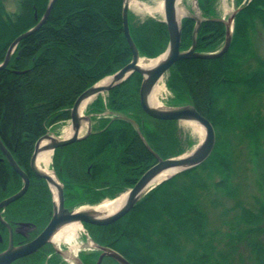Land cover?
<instances>
[{"label":"trees","instance_id":"trees-1","mask_svg":"<svg viewBox=\"0 0 264 264\" xmlns=\"http://www.w3.org/2000/svg\"><path fill=\"white\" fill-rule=\"evenodd\" d=\"M243 1L237 0L229 50L216 59L178 61L166 81L173 94L168 106L191 103L214 125L211 156L158 184L120 220L84 224L95 243L116 250L132 264H264V200L255 197L254 205H247L237 179L246 161L254 163L264 189V58L254 43L257 26L264 29V0ZM49 2L20 0L18 12L10 14L0 0V64L11 43L37 24L35 13L42 18ZM198 2L204 20L197 51L215 52L226 38V25L213 20L220 18L219 0ZM123 6L124 0H57L44 25L20 41L9 65L0 70V137L31 179L27 193L3 215L8 222L35 225L31 238L54 212L51 188L31 169L36 142L71 118V108L86 89L131 61ZM129 25L142 57L156 58L166 51L169 33L162 19L140 20L129 11ZM195 27L196 20L183 19L182 50L192 46ZM142 80L135 72L98 95L85 109L92 134L55 150L51 168L64 186L70 210L113 200L131 189L157 162L146 143L163 159L195 145L179 121L144 112ZM22 186L21 176L0 150V201ZM6 231L0 222V233ZM5 248L6 242L0 243V253ZM101 254L96 249L79 257L84 264H96ZM14 264L66 262L48 244ZM101 264L121 263L106 256Z\"/></svg>","mask_w":264,"mask_h":264},{"label":"water","instance_id":"water-1","mask_svg":"<svg viewBox=\"0 0 264 264\" xmlns=\"http://www.w3.org/2000/svg\"><path fill=\"white\" fill-rule=\"evenodd\" d=\"M56 1L57 0H50L47 9L41 19L38 18L37 12L35 13V18L36 20H38L37 24L31 29L19 35L11 43L7 51L5 60L0 64V70L6 68L9 65L11 56L20 41L28 37L29 35H32L44 25V23L49 18ZM163 1L164 15L162 21L167 25L168 28L169 44L164 53L154 58H160L159 62H157L150 68L141 67L139 65L140 60L150 59L142 57L140 55L139 49L131 35L129 25L130 6L128 0H124L123 29L127 42L132 50L131 61L121 69L116 71L114 74L103 78L98 83L86 89L77 98L76 102L71 108L70 128L72 129V132L70 135L59 137L55 132L48 130L47 133L36 142L35 149L31 157V169L37 177L44 179L51 188L54 196V212L45 229L35 239L19 246H15L11 225L4 220L1 211L9 204L20 199L27 193L31 184V179L29 174L25 172L16 162L11 151L4 145L0 137V150L5 155L13 170L17 172L23 180V187L17 193L0 202V220L10 229L11 232L8 248L0 253V264H13L15 261L37 252L44 245L52 242L51 238L53 234L62 224L70 222H80L82 224L104 226L120 220L135 207L138 201L141 200V198L146 193H148L158 184L181 172L201 165L213 153L216 145L215 127L212 122L206 116L201 114L193 104L189 103L179 106L157 107L151 105L149 99L156 84L169 72L172 66L178 61L191 58L216 59L223 56L231 46L233 36V23L238 10H236L228 20H225L223 18L213 19L215 21L223 22L226 25V38L222 48L216 52H199L197 51L196 35L204 18H202L201 16V10L198 0H194L196 12L186 14L180 19L178 17L177 11L179 0ZM186 17H191L196 20V27L193 34L192 46L188 50H182V21ZM135 72L140 73L143 77L139 95L141 107L147 115L159 120H174L179 122L196 121L203 126L205 136L202 139L201 143L192 151L167 159H163L162 157H160L146 143V146L156 157L157 162L140 177V179L131 189L126 192L127 197L123 206H121V208L118 209L115 213L106 217H97L94 211L76 209L70 210L65 206V193L63 184L58 178L57 181H55L49 174L45 173L43 169H41L38 164V157L42 152L47 150L52 151L53 155L57 148L70 145L89 137L92 134V119L91 116L84 113L85 109H82L83 103L90 98L95 99L98 95L109 93L112 89L125 82ZM105 79H110L109 83L106 85H101V82ZM136 127L138 128L137 125ZM84 128H86V132L84 134H81ZM166 170H171L173 171V173L158 184L153 185L157 176L161 172ZM52 184L56 185L58 188L57 198H55V194L52 190ZM97 246L99 250H102V254L99 257L97 264H101L106 256L113 257L121 264H132L122 254L108 247L100 245Z\"/></svg>","mask_w":264,"mask_h":264},{"label":"rangeland","instance_id":"rangeland-1","mask_svg":"<svg viewBox=\"0 0 264 264\" xmlns=\"http://www.w3.org/2000/svg\"><path fill=\"white\" fill-rule=\"evenodd\" d=\"M139 1L144 2L148 5H156V3L160 0H139ZM161 1H163V0H161ZM19 2H20V0H4L6 10L10 14H14V13L18 12ZM244 2H245V0L243 1V3ZM180 6L185 9L187 14L196 12L194 0H181ZM237 9H238L237 0H219L218 6H217L219 17L223 18L225 20H228L230 18V16ZM130 11L135 17H137L140 20H144L147 17H154V18H158V19H163V15L159 14V13H148L145 11H139V10L134 9L133 7H130ZM254 43H255V50L257 52V55L264 58V29L260 25L257 26V32H256V34H254ZM222 46H223V44L221 45V48H222ZM149 59L152 60L154 58H149ZM145 60L149 61L147 59H145ZM254 63H256V61H254ZM168 74H169V72L163 78L165 85H166V81L168 78ZM172 97H173V94H172L171 90L166 85L165 92H163L160 96V107H168L167 103ZM263 101H264V99H263ZM84 113H85V110H84ZM179 127L186 134H189L195 142V145L193 146V148L190 149L189 151H187V152H190L201 143L202 139L200 138L198 133L194 132L192 130V128L190 126H188L187 124H185L183 121L179 122ZM67 128H70V121L69 120L55 125V127L52 129L57 131L61 135H66ZM85 132H86V128L83 129L81 134H84ZM245 164H246L247 168L245 169V171L240 172L237 179L242 184L241 195H242L243 199L245 200V202H247V205H254L255 197H258L260 201L264 200V189L262 190L261 186L258 183V178H259L258 174L260 173L259 167L255 166L254 163H251L248 161H246ZM53 199H54V196H53ZM90 207L91 206H82L76 210H88ZM91 240L92 239L90 238L85 226L83 225V229L78 231V233L75 236V239L72 240L71 244L68 243L66 240H62V241H60L58 246L55 243H54V245L60 250V252H62V256H65L64 254L70 249V246L72 244L76 245L75 255L77 256L78 262H71L70 261L68 263L69 264H81V262L79 260L80 252H83V251L87 252L90 250L99 249L97 246L98 244L95 243L93 240L92 241L94 242L96 247L93 248V247L89 246V242ZM114 251H116V250H114Z\"/></svg>","mask_w":264,"mask_h":264},{"label":"bare ground","instance_id":"bare-ground-1","mask_svg":"<svg viewBox=\"0 0 264 264\" xmlns=\"http://www.w3.org/2000/svg\"><path fill=\"white\" fill-rule=\"evenodd\" d=\"M180 1L181 0H179V4H178V8H177L179 19L182 16L187 14L185 9L180 6ZM128 3H129L130 7H133L134 9L139 10V11H145L148 13H159V14L164 15V1L160 0L156 3V5H148V4L141 2L139 0H128ZM159 60H160V58L152 59L149 61L142 59V60H140L139 65L141 67L150 68V67L154 66L157 62H159ZM163 78L156 84V86L154 87V89L150 95L149 101H150L151 105H153V106L160 107V96L166 90V85L164 84ZM109 81H110V79H105L101 82V85H106L109 83ZM92 99L93 98H90L87 101H85L83 103L82 109H85L88 106V104L92 101ZM184 123L187 124L188 126H190L194 132L198 133L201 139L204 138V136H205L204 128L200 123H198L196 121H184ZM71 132H72V129L67 128L66 135H70ZM51 163H52V151L47 150V151L42 152L39 155L38 164L41 167V169H43V171L45 173L49 174L55 181H57V177H56L53 169L51 168ZM172 173H173V171H171V170H166V171L161 172L157 176L153 185L158 184L159 182H161L162 180H164L165 178L170 176ZM52 190L55 194V198H57V195H58L57 186L52 184ZM126 197H127V193H124V194L118 196L117 198H115L113 200H106L99 205L92 206L88 210L94 211L95 215L97 217L109 216V215L115 213L118 209H120L121 206H123V204L126 200ZM82 229H83V224L80 222H70V223L62 224L59 226V228L53 234L51 240L57 246L59 245L60 241H62V240H66L68 243L71 244L72 240L75 239V236L78 233V231H80ZM89 246L93 247V248L96 247V245L94 244V242L92 240L89 242ZM75 249H76V245L72 244L70 246V249L65 253V257H67L72 262H78L77 256L75 255Z\"/></svg>","mask_w":264,"mask_h":264},{"label":"flooded vegetation","instance_id":"flooded-vegetation-1","mask_svg":"<svg viewBox=\"0 0 264 264\" xmlns=\"http://www.w3.org/2000/svg\"><path fill=\"white\" fill-rule=\"evenodd\" d=\"M199 31V30H198ZM198 33V32H197ZM196 38H197V35H196ZM4 155V154H3ZM5 156V155H4ZM14 157V156H13ZM6 158V157H5ZM8 161V160H7ZM23 187V186H22ZM17 193V192H16ZM15 194V193H14ZM13 195V194H12ZM11 195V196H12ZM8 197H10V196H8ZM8 197H6V198H8ZM6 198H4V199H6ZM22 198V197H21ZM4 199H2V200H4ZM1 200V201H2ZM0 201V202H1ZM17 201V200H16ZM15 202V201H14ZM6 208V207H5ZM5 208L1 211V213H2V217L4 218V220L6 221V219H5V217H4V215H3V213H4V211H5ZM51 220V219H50ZM0 222L6 227V229H7V231L6 232H4V235L3 234H1L0 233V243L2 244V243H4V242H6V248L4 249V250H6L7 248H8V246H9V243H10V237H11V232H10V229L0 220ZM7 223H9L10 225H11V228H12V231H13V241H14V244H15V246H19V245H22V244H25V243H27V242H29V241H31V240H33V239H35L43 230H41L35 237H33V238H31V234L34 232V231H36L37 230V227L35 226V225H33V224H31V223H27V222H8V221H6ZM49 223V222H48ZM47 226V225H46ZM45 226V227H46ZM18 237H21L22 239H18V242H20L19 244H16L15 243V239L16 238H18ZM48 244H51L55 249H56V251L57 252H59L60 253V255L62 256V252H60V250L54 245V243L53 242H49V243H47L46 245H48ZM46 245H44L41 249H39L38 251H40V250H42V249H44V247L46 246ZM37 251V252H38ZM36 253V252H35ZM35 253H33V254H35ZM81 253V252H80ZM32 255V254H31ZM65 255V254H64ZM80 255V254H79ZM30 256V255H29ZM28 257V256H27ZM25 258V257H24ZM62 258H63V260L66 262V264H69L68 262H70L71 260H69L67 257H65V256H62ZM22 259V258H21ZM21 259H19V260H21ZM79 260H80V262H81V264H84L83 263V261L81 260V258L79 257ZM18 261V260H17ZM17 261H15V262H17ZM14 262V263H15ZM72 262V261H71ZM98 262V261H97ZM13 263V264H14ZM102 263V262H101ZM97 264V263H96Z\"/></svg>","mask_w":264,"mask_h":264}]
</instances>
